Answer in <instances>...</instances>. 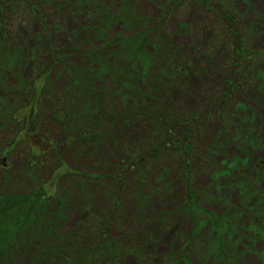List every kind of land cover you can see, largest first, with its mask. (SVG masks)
I'll list each match as a JSON object with an SVG mask.
<instances>
[{
	"label": "rangeland",
	"instance_id": "rangeland-1",
	"mask_svg": "<svg viewBox=\"0 0 264 264\" xmlns=\"http://www.w3.org/2000/svg\"><path fill=\"white\" fill-rule=\"evenodd\" d=\"M207 1L0 0V192L66 193L55 233L29 232L2 264H33L64 235L73 245L59 263H80L97 210L123 246L95 264H264V0ZM77 63L91 71L93 120L72 126L55 112L74 100L66 68ZM159 97L185 114L187 166L145 115ZM186 173L218 228L183 211Z\"/></svg>",
	"mask_w": 264,
	"mask_h": 264
},
{
	"label": "trees",
	"instance_id": "trees-1",
	"mask_svg": "<svg viewBox=\"0 0 264 264\" xmlns=\"http://www.w3.org/2000/svg\"><path fill=\"white\" fill-rule=\"evenodd\" d=\"M200 4L205 7H208L209 5L207 0H200ZM99 12L100 11H97L96 13ZM2 16L3 15H1V18ZM224 17L232 25L230 30L234 32L235 23L232 16L229 14H225ZM94 22L100 24V22L98 21ZM94 22H91L88 25L91 26V29L89 27H85L82 32L92 30L95 31L96 26H93ZM99 29L100 31L102 30V28ZM145 38L146 35H141L137 40H133L132 42L141 43ZM242 42L244 41L237 40L235 44L231 46L233 50V60H235L237 56L241 60H243V51L240 50L243 44ZM236 43L239 46H237ZM58 58H60V56H58ZM75 65L76 66L72 65V67H70L69 69L66 68V72L71 75V85L75 90L73 92L74 100L69 102L70 105L68 106L67 111H63L61 113H59L58 111L55 112V117L59 119V121L61 120V122L63 123H69V120H74L72 122V126L75 120L79 118L83 119L84 123H89L93 120V118H91V114L93 112L88 110V99L91 98V92H93L89 86V76L91 75V71L81 63H77ZM221 95L226 96L225 91H223ZM162 98L163 97H159L158 101L154 102L153 105H148L145 109V115L152 118V122L155 125H161L159 137L165 141H167L168 139L169 143H172L173 147L171 148V150L179 158L181 156H184L185 159L183 160V162L184 165L187 166L189 164V160L186 158V155L190 153L188 152V150L190 145L189 142L192 137V134L190 133L191 130L189 129L188 131L184 132L182 136H180L179 128L183 125H186V123H179L182 120L181 118L183 116L185 117V114L178 115L177 113L172 112ZM39 112L40 106L38 105L36 106V108H34V114L31 116L32 119H34V117H36ZM28 115L26 117H29ZM26 117H24L23 120H25ZM136 117L138 118L139 114ZM136 117L135 119H137ZM185 122H188V120H186ZM35 132L37 133L36 128L34 129L33 134ZM69 140L70 139H68V142ZM48 148L47 144H45L43 145L41 152L38 148L37 152L32 153V156H38L39 153H45ZM49 150L50 149H48V151ZM29 161L32 163V165L36 164V160H32L30 158ZM69 171L71 170H67L66 172ZM74 173H76V171L73 170L69 175L65 176H71L74 175ZM188 178L189 175H187L186 173L188 184L185 193L186 198L182 203V205L184 206L182 207L183 211L189 217V219H191L192 222H195L197 220V215H202L203 217L212 220L215 227L218 228L216 223L219 222L218 218L220 216L212 212H208L206 209L200 206V202L197 199L198 196L193 190V186ZM64 197H66V193L59 191L58 188L57 190H55L54 194H51L46 190L44 186L39 185H37L36 190L27 192L22 195L15 196L14 194H6V192L4 191L0 192V264L11 262L13 253H19V250L22 248L19 243L17 244L18 240L24 239V237H26L29 232L32 233V237H40L41 239L42 235L44 234L51 235L52 233H55L54 230L56 228L57 222L59 223L60 220H63L65 218ZM96 213V216L99 218V220L96 221L97 225L94 227V230L91 234V242L88 246L83 248V250H80V254L81 257H83V260H81L80 263H75L77 261V257H74L75 255H71V257H68L70 259L63 261L61 264H85L87 262H89V264H95L97 262L96 260H99L101 256L105 254V252L112 254L114 252V246L118 251L119 245L123 246L120 240L116 238H109L107 236V233L105 232L106 227L104 226L109 223L111 218H113L111 213L104 214L99 210H97ZM98 223H100L99 226ZM68 238L69 237L65 235L57 236L56 242L44 243V245L37 249L39 250V253L32 256V263L60 264L59 260L60 258H62L63 254L66 251L72 249L71 246L73 245V242ZM129 240L131 239L126 240L127 243L129 242ZM181 251H185V248Z\"/></svg>",
	"mask_w": 264,
	"mask_h": 264
}]
</instances>
